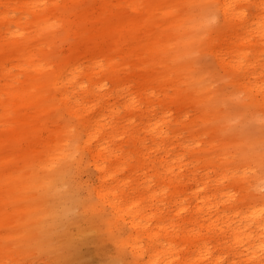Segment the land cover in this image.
Instances as JSON below:
<instances>
[{"label": "rangeland", "instance_id": "rangeland-1", "mask_svg": "<svg viewBox=\"0 0 264 264\" xmlns=\"http://www.w3.org/2000/svg\"><path fill=\"white\" fill-rule=\"evenodd\" d=\"M263 219L264 0H0V264H264Z\"/></svg>", "mask_w": 264, "mask_h": 264}, {"label": "bare ground", "instance_id": "bare-ground-1", "mask_svg": "<svg viewBox=\"0 0 264 264\" xmlns=\"http://www.w3.org/2000/svg\"><path fill=\"white\" fill-rule=\"evenodd\" d=\"M222 5H223V10L224 11H225V9H228V7H229V3L222 2ZM40 6H41V4H40ZM40 11L42 12L41 15H43L45 18H47L49 16V14H50L49 11L47 13H45L46 9H44V10L43 9H40ZM53 15L55 17V13H53ZM54 25H55V23H53V22L46 23L44 27L39 28L38 34L35 35V37L37 38L38 35L41 33V31L46 32L47 30L51 29ZM21 56L22 57L18 56V58L20 59V62L21 63L24 62L28 66H34L35 65V56H36L35 49H32L31 51H28V52H21ZM157 127H159V126H157ZM152 128H155V127H151V129ZM159 133L160 134H163V131L161 130ZM106 149H107V147H102L101 151L99 150L97 152V156L98 155H103V153L106 151ZM95 166H96V168H98L101 171H103V169H104V168H101V165L99 163H97V161H96ZM103 178L104 179L106 178L105 174L102 176V179ZM110 193H112V192H109L108 194H110ZM114 204H115L114 207H115L116 211L119 212L120 211L119 210L120 207H119L118 203H115L114 202ZM210 206H211V204H209V208H208L210 210L209 212H214V210H213L214 206H211V207ZM129 212L130 211L128 210V217L130 216L129 217V223L131 224V226L133 228L144 227V228H146L145 230H148L149 229L150 224H151L150 222L146 221L147 223H150V224L146 225L145 223H142V219L139 220V221H137L135 219V217L134 216H131V214ZM250 216H252V218L255 219L254 222H253V223H255L257 221L256 220L257 218L262 217V213L261 212H258V211H255L254 213H250ZM263 222L264 221L260 222V224H259V225H262V227H263ZM142 225H146V227L145 226H142ZM263 229H264V227H263ZM235 232H236L235 233V236H234L235 237V242H236L235 244H237V245L242 244V246H247L248 249H250V247H251L250 246V243L243 242V241L238 242V241H240V236L238 235L240 233V231L239 230H236ZM241 232H246V231H241Z\"/></svg>", "mask_w": 264, "mask_h": 264}]
</instances>
